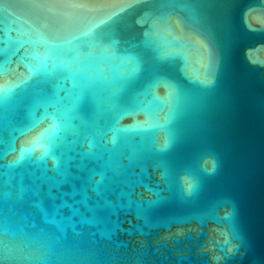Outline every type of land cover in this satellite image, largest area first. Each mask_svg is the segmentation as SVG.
I'll list each match as a JSON object with an SVG mask.
<instances>
[{
	"label": "water",
	"instance_id": "1",
	"mask_svg": "<svg viewBox=\"0 0 264 264\" xmlns=\"http://www.w3.org/2000/svg\"><path fill=\"white\" fill-rule=\"evenodd\" d=\"M0 40V264H264V0H0Z\"/></svg>",
	"mask_w": 264,
	"mask_h": 264
},
{
	"label": "snow or ice",
	"instance_id": "2",
	"mask_svg": "<svg viewBox=\"0 0 264 264\" xmlns=\"http://www.w3.org/2000/svg\"><path fill=\"white\" fill-rule=\"evenodd\" d=\"M143 2V0H142ZM0 44H3V40H0ZM2 48H0V53H2ZM7 87L9 89V91H11V85H10V82L9 84H5L3 82V69L2 71H0V95H2L3 93V89ZM53 119H55V117H53ZM35 127V125H34ZM27 131H32V128H29ZM27 133L25 131H21L20 132V135L23 136V135H26ZM52 136H55V132H53L51 129L49 130H46L44 133H41L40 136L36 137L33 141H32V144L31 145H24L21 147L20 151L23 152V153H28L30 151H32V145L36 144V143H39L42 139L48 137V138H51ZM3 146V139H2V136H0V148H2ZM11 147L13 150H16V145H15V142H13L11 144ZM230 215V214H229ZM236 253L238 254V249L235 250Z\"/></svg>",
	"mask_w": 264,
	"mask_h": 264
}]
</instances>
